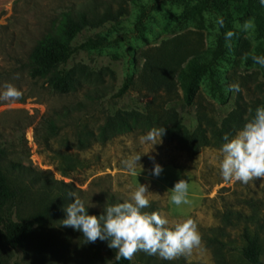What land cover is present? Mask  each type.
Segmentation results:
<instances>
[{
  "label": "rangeland",
  "instance_id": "obj_1",
  "mask_svg": "<svg viewBox=\"0 0 264 264\" xmlns=\"http://www.w3.org/2000/svg\"><path fill=\"white\" fill-rule=\"evenodd\" d=\"M200 1L166 0L156 7V0H0V92L9 83L22 92L14 101L0 99V147L6 151L1 167L14 193L5 212L35 222L16 249L0 231V264L110 263L115 250L106 241L88 243L62 225L64 207L74 195L98 216L104 206L127 200L139 183L149 191L144 211L162 213L170 224L192 218L201 244L171 261L137 251L133 264H250L231 249L244 243L245 228L260 232L264 259V178L244 184L225 181L219 172L225 135H235L264 105V68L246 62L260 40L244 4L205 10L196 18ZM82 14L86 20L75 43L104 45L75 52L70 88L59 92L52 87L53 71L31 76L29 55L47 34L63 36L68 15ZM223 27L234 32L217 77L231 88L238 85L228 111L238 108L242 122L223 138L215 136L221 127L214 112L218 104L202 76L189 111L207 138L199 134L194 151L170 137L172 119L163 111L164 101L167 90L178 89L179 68L215 46ZM125 82L129 87L118 96ZM148 133L153 142L143 141ZM133 155L141 157L130 172L122 161ZM156 163L163 167L159 176L151 172ZM179 179L189 183L190 205L170 204V189Z\"/></svg>",
  "mask_w": 264,
  "mask_h": 264
},
{
  "label": "trees",
  "instance_id": "obj_2",
  "mask_svg": "<svg viewBox=\"0 0 264 264\" xmlns=\"http://www.w3.org/2000/svg\"><path fill=\"white\" fill-rule=\"evenodd\" d=\"M161 1L166 0H156L155 6L157 7ZM231 4H244L248 16L254 21L255 32L260 41L255 50L246 57V62L249 65L258 64L253 58L264 56V4L261 3V0H201L195 6L194 13L197 18L205 10H219ZM85 17L84 14L80 18L68 15L67 21L64 24L63 36L50 33L33 46L29 55V72L31 76L39 77L53 71L54 74L51 76L53 89L59 92L69 90L70 82L73 80L69 63L75 52L80 48L88 46L101 48L104 45L102 41L95 40H88L79 44L75 43L76 37L84 28ZM145 18L146 11H143L139 20L140 25L143 26ZM228 32L233 33L234 31L231 27H223L216 39L215 46L201 54H195L190 57L177 71L178 89L167 90L169 98L164 101L163 111L172 119V126L168 128L170 137L177 138L184 146L194 151H197L200 147L198 143L199 134H202L203 138H205L204 140L207 138L205 133L200 130V127L195 126V121L198 118L193 116L189 111L190 107L196 105L199 95V81L202 76H206L208 90L218 104L214 112L220 118L221 127L215 132V136L217 135L220 139L221 137L223 138L222 134L224 131L230 130L234 124L240 125L242 122V115L238 114V108L228 111L234 105L232 101L234 90L228 84L221 82L217 77L216 67L219 60L227 52L229 42L233 36V34L230 37L227 36ZM262 67L264 68V66ZM128 87V83L125 82L118 96L122 95ZM139 107L142 112H148L149 110L148 106L143 103H140ZM5 153V148L0 147V231L3 233L6 245L16 249L22 245L32 232L35 222L33 219L16 220L9 213L6 214L5 212L8 201L14 196L1 167V161ZM12 165L13 167H20L18 164ZM151 212L156 211L150 208L149 213ZM225 216H228V214ZM242 236L244 243L232 246L231 249L240 250L243 258L250 264H264L260 232H252L248 228H245ZM220 245L225 246V243L220 241ZM15 264L22 263L17 262ZM108 264H133V260L132 258L130 260L122 258L119 261L114 259Z\"/></svg>",
  "mask_w": 264,
  "mask_h": 264
},
{
  "label": "clouds",
  "instance_id": "obj_3",
  "mask_svg": "<svg viewBox=\"0 0 264 264\" xmlns=\"http://www.w3.org/2000/svg\"><path fill=\"white\" fill-rule=\"evenodd\" d=\"M264 4V0H261ZM223 24V21H219ZM248 27V22L244 23ZM227 36L232 33L228 32ZM264 66V56L253 58ZM238 90V85H233ZM22 92L12 84L4 85L0 99L17 100ZM165 131V130H164ZM145 142H153L155 136L146 134ZM220 148V176L225 181L236 180L247 184L250 180L264 178V105L255 109L254 116L248 120L231 138L226 134ZM156 144V143H155ZM141 155H133L122 161V165L134 172L139 164ZM163 171L162 165L154 164L151 172L159 176ZM170 204L174 206L190 205L188 198L189 183L179 179L170 189ZM148 187L139 183L130 193L127 200L106 205L100 215H91L84 202L76 198L64 207L65 218L62 225L71 227L82 233L88 243L97 239L106 241L110 249L115 250L117 261L130 260L137 251L148 255H157L161 259L171 261L181 254H188L193 248L200 246L201 236L197 224L192 218L183 222L170 224L169 219L162 213L146 212L150 201L147 196Z\"/></svg>",
  "mask_w": 264,
  "mask_h": 264
}]
</instances>
